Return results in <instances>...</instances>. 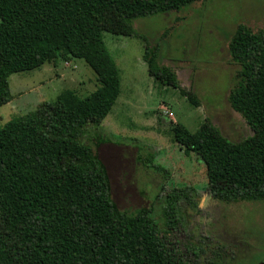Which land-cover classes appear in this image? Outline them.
I'll use <instances>...</instances> for the list:
<instances>
[{"label": "trees", "instance_id": "obj_1", "mask_svg": "<svg viewBox=\"0 0 264 264\" xmlns=\"http://www.w3.org/2000/svg\"><path fill=\"white\" fill-rule=\"evenodd\" d=\"M198 1L208 0H0V106L12 99L11 74L45 63L84 59L100 84L84 98L63 90L0 129V264H197L177 235L180 202L194 206L196 190L167 195L162 225L152 208L124 211L113 199L100 142L82 137L121 93L104 32L139 37L149 74L187 94L174 69L159 64L160 44L151 45L134 20ZM229 52L240 68L228 99L253 134L232 141L209 120L196 131L172 122V141L198 153L217 199L264 202V26L239 23Z\"/></svg>", "mask_w": 264, "mask_h": 264}, {"label": "rangeland", "instance_id": "obj_2", "mask_svg": "<svg viewBox=\"0 0 264 264\" xmlns=\"http://www.w3.org/2000/svg\"><path fill=\"white\" fill-rule=\"evenodd\" d=\"M239 23L255 30L263 27L264 0L198 1L180 11L134 20L151 45L160 44L159 64L174 69L187 94L149 74L139 37L104 32L120 69L121 93L103 122L89 125L82 137L92 145L100 142L98 153L108 169L113 199L124 211L152 208L162 225L167 195L174 188L196 190L194 206L180 202L183 216L177 235L180 247L197 264L264 261V202L217 199L208 189L206 164L198 153L172 141V122L196 131L209 120L232 141L253 134L228 99L240 68L229 52ZM9 84L12 99L0 106V129L41 102L55 100L63 90H75L84 98L100 86L95 71L81 58L13 73Z\"/></svg>", "mask_w": 264, "mask_h": 264}, {"label": "water", "instance_id": "obj_3", "mask_svg": "<svg viewBox=\"0 0 264 264\" xmlns=\"http://www.w3.org/2000/svg\"><path fill=\"white\" fill-rule=\"evenodd\" d=\"M259 264H264V261L260 262Z\"/></svg>", "mask_w": 264, "mask_h": 264}]
</instances>
